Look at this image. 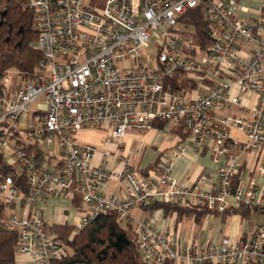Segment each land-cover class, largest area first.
Returning a JSON list of instances; mask_svg holds the SVG:
<instances>
[{"label": "built area", "instance_id": "obj_1", "mask_svg": "<svg viewBox=\"0 0 264 264\" xmlns=\"http://www.w3.org/2000/svg\"><path fill=\"white\" fill-rule=\"evenodd\" d=\"M24 2L39 58L26 78L11 69L0 76V153L22 172L26 187L0 176V204L15 209L0 227L17 234V263L55 264L65 257L67 247L44 212L48 201L78 200L69 226L74 234L112 211L133 225L146 264H264V222L244 236L188 242L157 228L154 217L133 215L158 202L219 217L253 210L264 218V0H252L253 6L240 0ZM195 8L205 25L204 45L187 22ZM152 39L153 53L146 50ZM176 74L189 86L171 87ZM37 101L44 107H34ZM159 121L181 127L185 137L172 158L160 156L145 174L129 165L128 155L116 161L118 171L106 160L93 166L96 148L76 143L84 130L120 142ZM29 144L60 167L28 155ZM188 146L225 160L214 181L205 172L188 187L171 177L173 157ZM114 178L125 181L124 190L103 193Z\"/></svg>", "mask_w": 264, "mask_h": 264}, {"label": "trees", "instance_id": "obj_2", "mask_svg": "<svg viewBox=\"0 0 264 264\" xmlns=\"http://www.w3.org/2000/svg\"><path fill=\"white\" fill-rule=\"evenodd\" d=\"M3 12L5 15L1 20ZM189 15L187 22L196 30V42L203 45L208 43L203 37L205 25L201 20L200 8L192 9ZM0 23V76L9 69L17 71L22 77L30 76L39 58L38 53L32 48V44L36 40L32 11L24 0H0ZM180 77V74H176L169 81L170 86L173 88L186 87V82L183 79L180 81ZM154 125L155 128L162 129L167 124L159 121ZM178 132L183 138L185 137L181 133V127H178ZM25 151L38 161L53 163L50 159L51 156L34 144H29ZM56 167H60V164H57ZM154 167L155 165L148 168L154 169ZM146 170L139 171L145 174ZM0 176L12 178L23 191H26L24 175L17 167L5 164L2 153H0ZM72 204L77 206L78 200H73ZM8 209L10 208L0 204V221L6 219L5 211ZM154 210H163L164 215L167 216L176 212L177 219L193 217L196 223L206 216L204 212L158 202L145 209L146 212ZM236 214L247 218L251 212L249 210L229 211L221 219L223 220L227 215ZM50 229L67 247L65 257L55 264H146L141 259L133 225L119 222L117 215L112 211L97 216L94 221L76 234L67 225L55 224ZM16 242L17 234L15 232L0 227V264H18L14 253ZM165 264L174 263L167 261Z\"/></svg>", "mask_w": 264, "mask_h": 264}, {"label": "crops", "instance_id": "obj_3", "mask_svg": "<svg viewBox=\"0 0 264 264\" xmlns=\"http://www.w3.org/2000/svg\"><path fill=\"white\" fill-rule=\"evenodd\" d=\"M87 132L89 131H83V133ZM96 132L104 133V131ZM232 135L236 136L237 133L232 132ZM180 140H183V137L180 132H178V128L173 126H166L162 129L154 128L145 132H129L120 142L110 140L109 146H111L113 150L107 149L108 151L103 150L102 152H97L98 150L96 149L92 165H100L102 163L101 161L106 160L107 168L118 171L119 167L117 166L116 161L121 159L123 155H128L129 165L132 168L138 170H148L150 169L148 167L156 164L160 156L166 155L172 158V153ZM105 153H107L108 160L104 158ZM52 162V165L56 163L54 160H52ZM224 163V159L214 160L207 149L202 150L201 152H195L192 147L188 146L185 147L184 152L180 154L179 157H173L171 177L182 185L188 187L192 186L197 178L205 172L209 173L210 180L214 181L215 172L218 167ZM124 186L125 181L122 178H114L108 181L106 186L103 188V193L113 195L121 194L124 190ZM8 210L5 211L6 214H11L15 211L13 208ZM134 211L138 213V215L136 214V216H134L139 219L154 217L156 219L155 225L157 228L169 231L171 230L175 236L184 237L188 242L193 240L202 241L207 237L218 241L228 236H244L249 234L257 225L256 224L252 227L250 226V221H247L253 214L249 215L247 218H243L241 215L236 214L235 216H239L241 219H245L246 221L243 224V221L240 219H234L232 224L228 225L226 234H224L226 227L225 223L227 217H230L229 215L225 216L223 220L218 216V218H220V223L218 225L213 224V220H208L204 223L203 219L199 223H196L194 219H188L185 230L182 231L180 223L183 218L177 219L176 214L167 216L164 215L163 210H154L152 212H141L139 210ZM74 213L75 206L72 202L67 200H51L47 203L43 218L48 226H53L55 224L70 226V221L72 220ZM18 262L19 264L29 263L28 259L25 258H19Z\"/></svg>", "mask_w": 264, "mask_h": 264}, {"label": "rangeland", "instance_id": "obj_4", "mask_svg": "<svg viewBox=\"0 0 264 264\" xmlns=\"http://www.w3.org/2000/svg\"><path fill=\"white\" fill-rule=\"evenodd\" d=\"M241 2L243 1H248L249 3H246L247 5L249 6H253L251 3L252 0H240ZM201 20H202V16H201ZM156 39H152L150 41V44H149V47L146 48V50L148 52H151L153 53L154 52V45H155V42ZM182 77V78H181ZM180 77V81L181 79H183L185 82H186V86H189L190 84V80H188V78L186 76H181ZM34 107L35 106H41V107H44V105L41 104V101H37L35 103V105H33ZM168 126H173L171 124H169ZM81 133V135H80ZM78 136L76 137V143L79 144V145H82V144H90V145H93L98 151L97 152H102L103 150H106L108 151L107 149L109 150H113V148L111 146H109L110 144V139L108 138V136L104 133H98L96 131H89L87 133H83V131H81ZM102 135V136H101ZM52 151L57 155V159L60 158V154H59V149H57L56 147H52ZM104 154V153H103ZM107 154V153H105ZM94 158V157H93ZM93 160V159H92ZM92 162V161H91ZM112 180V179H111ZM9 212V210H8ZM7 212V213H8ZM242 212V211H241ZM253 212H251L252 214ZM136 214L138 215V213H136V211L133 212V215L136 216ZM177 216V215H176ZM188 219H194L193 217H184L182 222L180 223L181 226H182V231L185 230V226L186 224L188 223L187 220ZM234 219H240L241 221H243V224L245 223V219H241L239 216H230V217H227V220H226V227H225V231H224V234L227 233V230H228V225L232 224L233 220ZM208 220H213V224H216L218 225L220 223V218L216 217V216H212L210 214H207L203 220L204 223H206ZM159 221V220H158ZM247 221H250V226H254L256 224H261L264 222V218L259 215V214H253L251 216V218H249ZM72 222V220L70 221V223Z\"/></svg>", "mask_w": 264, "mask_h": 264}, {"label": "water", "instance_id": "obj_5", "mask_svg": "<svg viewBox=\"0 0 264 264\" xmlns=\"http://www.w3.org/2000/svg\"><path fill=\"white\" fill-rule=\"evenodd\" d=\"M4 15H5V12L1 13V20H2ZM0 25H1V23H0Z\"/></svg>", "mask_w": 264, "mask_h": 264}, {"label": "bare ground", "instance_id": "obj_6", "mask_svg": "<svg viewBox=\"0 0 264 264\" xmlns=\"http://www.w3.org/2000/svg\"><path fill=\"white\" fill-rule=\"evenodd\" d=\"M250 212H253L254 213V211L253 210H249ZM174 228V227H173ZM194 241V240H193Z\"/></svg>", "mask_w": 264, "mask_h": 264}]
</instances>
